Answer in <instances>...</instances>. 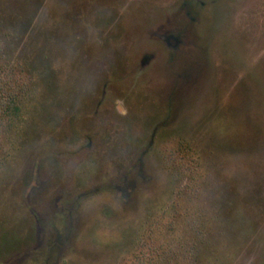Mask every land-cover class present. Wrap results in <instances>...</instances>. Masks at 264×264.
Listing matches in <instances>:
<instances>
[{
    "label": "rangeland",
    "instance_id": "rangeland-1",
    "mask_svg": "<svg viewBox=\"0 0 264 264\" xmlns=\"http://www.w3.org/2000/svg\"><path fill=\"white\" fill-rule=\"evenodd\" d=\"M0 42V264H264V0H0Z\"/></svg>",
    "mask_w": 264,
    "mask_h": 264
},
{
    "label": "trees",
    "instance_id": "trees-1",
    "mask_svg": "<svg viewBox=\"0 0 264 264\" xmlns=\"http://www.w3.org/2000/svg\"><path fill=\"white\" fill-rule=\"evenodd\" d=\"M1 51V42H0ZM20 111V95L16 88L0 79V130L6 121Z\"/></svg>",
    "mask_w": 264,
    "mask_h": 264
},
{
    "label": "flooded vegetation",
    "instance_id": "flooded-vegetation-1",
    "mask_svg": "<svg viewBox=\"0 0 264 264\" xmlns=\"http://www.w3.org/2000/svg\"><path fill=\"white\" fill-rule=\"evenodd\" d=\"M167 42H168L169 45H171V46H176V44H177L176 40L173 39V38L169 39Z\"/></svg>",
    "mask_w": 264,
    "mask_h": 264
}]
</instances>
